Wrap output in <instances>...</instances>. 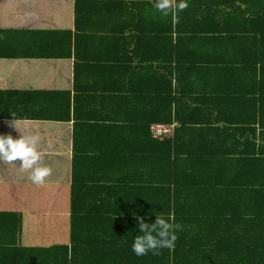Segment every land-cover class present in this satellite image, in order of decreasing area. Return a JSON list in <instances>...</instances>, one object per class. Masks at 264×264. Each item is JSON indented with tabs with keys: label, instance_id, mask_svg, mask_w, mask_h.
Masks as SVG:
<instances>
[{
	"label": "trees",
	"instance_id": "16d2710c",
	"mask_svg": "<svg viewBox=\"0 0 264 264\" xmlns=\"http://www.w3.org/2000/svg\"><path fill=\"white\" fill-rule=\"evenodd\" d=\"M229 5L178 22L157 12L117 49L75 17L54 55L75 63L63 95L0 74V119L47 123L33 131L73 158L70 184L0 183V264H264V0ZM153 123L171 136L153 139ZM155 212L174 214L175 248L137 257L136 217Z\"/></svg>",
	"mask_w": 264,
	"mask_h": 264
},
{
	"label": "crops",
	"instance_id": "0c3cea01",
	"mask_svg": "<svg viewBox=\"0 0 264 264\" xmlns=\"http://www.w3.org/2000/svg\"><path fill=\"white\" fill-rule=\"evenodd\" d=\"M230 1L234 3L235 10L239 12L247 10L248 7L254 11L259 10L262 4V0H188V7L183 12L204 11L218 16L220 13L217 14V12L225 14V12L233 10L229 9ZM75 2L76 0H0V74L8 77L13 76V80L19 83L17 88L21 87L24 78L28 77L38 82L39 88L36 87L37 89L51 95L54 93L63 95L64 91L70 90L67 84L69 85V80L71 81L75 76L73 69L75 63L73 59L54 55L58 46L63 53L69 39L67 32L71 36V40H74L75 17H82L83 21L80 25L84 30L88 27L93 28L92 35L94 37H97L95 35L99 33V30H102V34H108L110 43L117 45L116 49L119 45H129L128 37L134 34V27L141 28L145 25L150 28L156 26L154 24L157 23V19L151 20L157 14L152 7V0H78L79 7L77 9H75ZM206 7H210V9ZM116 10L121 11L116 12ZM119 12L122 14L121 18L116 15ZM136 16H141V18L135 20ZM211 20L213 25V17ZM187 26H190V22L185 25V27ZM103 30L108 31L105 33ZM37 32H51V34L45 35L50 36L48 39L50 42L46 43L47 40L44 41L43 38L40 40L27 36L29 33ZM87 35L90 36L88 31ZM208 46H205L204 52L211 54L210 58H214L212 51H208ZM50 48H54L55 51ZM121 48L126 50V46ZM95 51L94 48L83 47L78 51V54L92 59L97 56H95ZM18 52L24 53L22 56L27 58L19 56L17 59ZM213 52L221 54L219 50ZM30 57H34L32 63H22L31 59ZM64 99L65 96H61L60 103L63 104ZM12 105H14L13 101ZM12 113L14 112H9L11 115ZM12 120L0 119V134H11L17 138L19 132L11 126ZM28 122L27 126L21 129L26 134H37L33 131L37 130V125L47 124L39 121ZM48 124L51 125L52 122H48ZM49 139L41 137L38 145V150L44 154L42 163L51 169L50 175L45 178V183L49 184L52 181V183L70 184L73 163L71 149H57L62 146H60L61 143L58 144L57 141L53 142ZM14 163L0 162V183H12L13 180L22 182L28 178V172H22L18 168L20 161L17 160ZM58 176H63L64 179H59Z\"/></svg>",
	"mask_w": 264,
	"mask_h": 264
},
{
	"label": "clouds",
	"instance_id": "9594fccd",
	"mask_svg": "<svg viewBox=\"0 0 264 264\" xmlns=\"http://www.w3.org/2000/svg\"><path fill=\"white\" fill-rule=\"evenodd\" d=\"M153 9L161 16L171 15L174 22L179 21L178 13L188 7V0H152ZM10 123L19 132L14 138L11 134H0V162L15 164L19 160V170L28 172V179L35 185L45 183V178L51 173L50 167L42 163L43 153L38 150L40 143L39 134H26L21 131L29 123L26 119L16 116ZM171 134L168 136L170 137ZM156 140V139H155ZM136 233L131 242V251L137 257L149 252L159 255L161 249L174 250L177 240V230L180 228L175 223L174 214L157 215L148 223L144 217L137 215Z\"/></svg>",
	"mask_w": 264,
	"mask_h": 264
},
{
	"label": "built area",
	"instance_id": "2783aa9c",
	"mask_svg": "<svg viewBox=\"0 0 264 264\" xmlns=\"http://www.w3.org/2000/svg\"><path fill=\"white\" fill-rule=\"evenodd\" d=\"M150 135L153 139L162 140L171 134V130L167 125L151 124L149 127Z\"/></svg>",
	"mask_w": 264,
	"mask_h": 264
}]
</instances>
